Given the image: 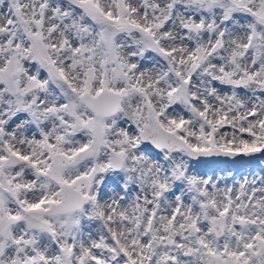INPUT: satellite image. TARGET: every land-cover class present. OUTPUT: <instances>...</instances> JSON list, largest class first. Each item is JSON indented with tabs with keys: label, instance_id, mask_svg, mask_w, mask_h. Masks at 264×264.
<instances>
[{
	"label": "snow or ice",
	"instance_id": "snow-or-ice-1",
	"mask_svg": "<svg viewBox=\"0 0 264 264\" xmlns=\"http://www.w3.org/2000/svg\"><path fill=\"white\" fill-rule=\"evenodd\" d=\"M221 157L264 164V0H0V264H264Z\"/></svg>",
	"mask_w": 264,
	"mask_h": 264
},
{
	"label": "rangeland",
	"instance_id": "rangeland-1",
	"mask_svg": "<svg viewBox=\"0 0 264 264\" xmlns=\"http://www.w3.org/2000/svg\"><path fill=\"white\" fill-rule=\"evenodd\" d=\"M259 155V154H257ZM256 161L249 157H236L233 161L219 162L212 167L216 171V175L227 178V182L232 183V177H228V173L232 172L235 180H241L247 176L249 179L253 178V175H260L261 173L255 169ZM239 171H243V174L237 175Z\"/></svg>",
	"mask_w": 264,
	"mask_h": 264
},
{
	"label": "bare ground",
	"instance_id": "bare-ground-1",
	"mask_svg": "<svg viewBox=\"0 0 264 264\" xmlns=\"http://www.w3.org/2000/svg\"><path fill=\"white\" fill-rule=\"evenodd\" d=\"M229 162H230V161H229ZM255 165H256L255 169L258 170L259 173H261V172H260V168H261V167H264V164H261L259 161H256V164H255ZM239 174H243V171H239V172L237 173V175H239ZM251 179H252V178H251Z\"/></svg>",
	"mask_w": 264,
	"mask_h": 264
},
{
	"label": "water",
	"instance_id": "water-1",
	"mask_svg": "<svg viewBox=\"0 0 264 264\" xmlns=\"http://www.w3.org/2000/svg\"><path fill=\"white\" fill-rule=\"evenodd\" d=\"M218 159H219L220 162H226V161H233V160H235V158L233 159V158H223V157L218 158Z\"/></svg>",
	"mask_w": 264,
	"mask_h": 264
}]
</instances>
